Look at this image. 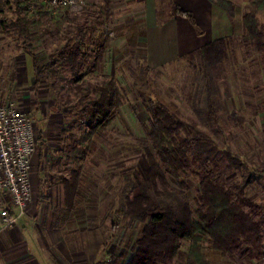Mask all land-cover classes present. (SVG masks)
Here are the masks:
<instances>
[{"label":"rangeland","instance_id":"374dc122","mask_svg":"<svg viewBox=\"0 0 264 264\" xmlns=\"http://www.w3.org/2000/svg\"><path fill=\"white\" fill-rule=\"evenodd\" d=\"M23 2L0 0V17L14 19L15 5ZM180 3L181 0H155L156 16L166 19ZM246 4L235 9L237 14L233 19L229 18L227 31L232 30L226 34L231 39L225 61L227 68L218 75L217 94H213L219 102L217 124L205 120L204 77L194 62L189 65L186 59L178 57L154 65L149 60L147 44L153 47L155 36L152 30L144 29V0H87L86 8L80 12L62 8L33 12L37 22L32 27L30 43L45 70L32 91L29 87L23 88L26 85L23 57L28 55L15 37L7 35L3 39L5 32L0 29V58L5 52H11L22 66L15 71L17 80L8 84V93L0 96V103L13 101L19 109L28 112L34 105L40 120L36 136L41 134L47 146L44 160L47 167L33 174L42 179L47 177L48 181V221L38 220L36 230L41 242L38 251L43 257L42 264H123L131 256V244L140 235L143 223L133 216H120L117 210L123 202V190L129 186L126 174L132 178L134 171L142 177L147 174V159L137 140L145 137L149 126L146 102L150 93L184 117L196 120L219 149L230 148L244 161L254 163L249 164L254 170L259 164L264 167V62L255 48L242 39L241 15ZM257 17L259 25L264 27V10ZM77 23H87L90 27L84 33L86 43L80 54L85 74L78 81L69 68L60 66L57 57V51L69 36L77 39L70 33L75 31ZM14 44L19 49L13 51L10 47ZM155 48L161 49L157 43ZM173 51L164 47L161 57ZM153 59L160 60V57ZM109 82L119 88L120 104L102 133L96 131V135L90 136L91 143L82 140L91 130L86 122L87 108L98 95V91L85 94V89ZM231 111L238 112L243 123H238ZM77 149L81 153L73 157ZM73 172L79 175L78 196L73 210L67 212L64 187L58 184L60 177L71 181ZM240 177L235 171L228 176V181H238ZM166 178L175 185L169 175ZM188 181L187 195L191 200L197 180L190 175ZM245 195L257 204H264V171L254 173L245 187ZM32 202L29 209L34 198ZM116 218L120 223L113 228L112 221ZM186 246L184 242L183 248ZM206 255L211 264H264V256L230 259L211 250Z\"/></svg>","mask_w":264,"mask_h":264},{"label":"trees","instance_id":"16d2710c","mask_svg":"<svg viewBox=\"0 0 264 264\" xmlns=\"http://www.w3.org/2000/svg\"><path fill=\"white\" fill-rule=\"evenodd\" d=\"M23 1V5H15V18L7 20L0 17V25L8 36L20 41L25 52L32 56L34 81L37 83L45 66L34 54L30 34L37 22L32 13L40 12L42 5L34 0ZM210 1L224 10L230 19L234 18L235 6L230 1ZM175 10L198 30L191 12L180 7H175ZM262 10L264 0H250L241 18L243 41L253 46L264 62V27L259 25L257 17ZM74 30L70 33L76 35L77 39L69 36L57 51V57L60 66L69 68L78 81L85 74L80 54L86 43L84 33L90 27L87 23H77ZM230 45V38L219 37L180 56L189 65L194 62L204 77V114L210 124H217L220 117L219 102L213 94H217L218 75L226 71L225 61L228 60ZM76 87L80 89V86ZM95 91H98V95L87 108L86 122L91 130L82 138L90 143V136L96 135V131L102 133L109 125L113 110L120 104L121 95L113 82L96 87L89 85L84 93ZM149 96L146 102L149 126L145 137L137 140L147 159V174L142 177L140 172L134 171V178L126 174L129 186L123 190V202L117 210L120 216H133L143 223L140 235L131 244L133 252L123 264H211L206 255L208 250L230 259L264 256V204H257L245 195V187L254 173L264 171L262 164L254 170L250 167L254 163L244 161L230 148L219 149L211 135L202 130L196 120L184 117L153 94ZM230 113L238 123H243L244 119L238 112ZM216 131L212 128V132ZM74 151L73 157L81 153L79 149ZM235 171L241 177L230 183L228 176ZM166 175L173 179L175 185L168 182ZM190 175L197 180L195 195L191 200L187 195ZM78 181V172H73L71 181L60 177L67 212H71L75 206ZM119 223L116 218L112 221V227L116 228ZM184 242L188 244L185 248ZM70 249L75 251L74 247ZM90 258H94L93 253Z\"/></svg>","mask_w":264,"mask_h":264},{"label":"crops","instance_id":"0c3cea01","mask_svg":"<svg viewBox=\"0 0 264 264\" xmlns=\"http://www.w3.org/2000/svg\"><path fill=\"white\" fill-rule=\"evenodd\" d=\"M144 1L146 4L145 11L143 13L144 29L149 32L152 30V34L155 36V39L152 41L153 47L146 43L148 58L154 65H161L169 62L170 59H176L216 38L226 37L230 30H232V28H229L227 31L228 24H230L231 21L226 12L210 0H181V3L179 4L180 8L193 14L196 24L200 28V33H198V30L186 17L177 14L174 8L166 19L158 18L156 16L155 0ZM228 1H230L237 10V8L240 6L243 7V5L248 3L250 0ZM236 14L237 13L235 12V16ZM221 23H224L223 25H225L223 26V29H220L222 28ZM0 29L5 32L2 36L3 39H6L8 34L1 25ZM156 43L159 48H161L159 51L155 50ZM20 45L22 47L21 43ZM164 47H169L174 51L171 55H167L162 58L161 56L164 55ZM10 48L14 51L19 49V45L14 44ZM26 54L28 55V58L23 57V67L25 69L24 81L26 84L23 88L27 89L29 87L32 91L36 84L34 81L33 60L32 56L27 51ZM7 55L9 56L7 57ZM14 56L15 54L12 55L11 52H5V56L0 58V96H2L4 92L8 93V84L11 83V81L17 80L15 71L19 68L20 61H16L18 58L16 56L15 59ZM156 56L160 57V60L153 59ZM28 110L30 113H34L32 114L38 124L40 122V120L38 121L37 119L39 110L35 108L34 105H32ZM38 141L39 146L33 164V172L31 174L32 198H34V204L32 205V208L28 210L27 214L21 217L14 225L8 227L0 225V264L43 263V257H41L38 251V248H40L39 244H41V242L37 237L36 230L38 228V220L44 218L48 221V214L46 213V207L48 206V181L47 177L42 179L38 175L34 176L33 174H36V172L38 173V170L41 171L47 167V165L44 164V160L46 159L45 155H47V151H45L47 146H45L46 142H44L45 139L42 138L41 134L39 135ZM58 185L62 184L60 183Z\"/></svg>","mask_w":264,"mask_h":264},{"label":"built area","instance_id":"2783aa9c","mask_svg":"<svg viewBox=\"0 0 264 264\" xmlns=\"http://www.w3.org/2000/svg\"><path fill=\"white\" fill-rule=\"evenodd\" d=\"M42 8L80 12L87 0H34ZM37 121L13 101L0 103V225L12 226L32 203V158L37 151Z\"/></svg>","mask_w":264,"mask_h":264}]
</instances>
